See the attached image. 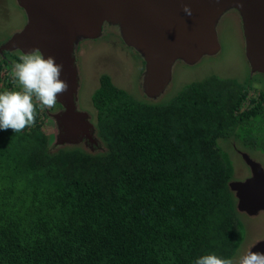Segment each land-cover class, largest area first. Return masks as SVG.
I'll return each mask as SVG.
<instances>
[{"label":"trees","instance_id":"obj_1","mask_svg":"<svg viewBox=\"0 0 264 264\" xmlns=\"http://www.w3.org/2000/svg\"><path fill=\"white\" fill-rule=\"evenodd\" d=\"M21 54L0 52V91L16 90ZM249 90L215 75L160 103L104 73L91 97L98 149L55 144L44 129L52 109L30 129L0 130V264L233 259L249 214L237 207L235 165L219 140L264 124V91Z\"/></svg>","mask_w":264,"mask_h":264},{"label":"water","instance_id":"obj_2","mask_svg":"<svg viewBox=\"0 0 264 264\" xmlns=\"http://www.w3.org/2000/svg\"><path fill=\"white\" fill-rule=\"evenodd\" d=\"M26 13L24 27L0 47L22 53L39 48L45 58L53 56L63 65L61 79L69 89L58 97L63 109L55 113L62 133L57 144H99L95 125L87 111L80 110V77L75 50L80 40L98 38L106 23L117 24L125 44L145 61L143 89L157 99L172 80L178 59L195 63L220 50L217 25L230 9L243 21L246 49L252 70L264 73V0H17ZM187 5L191 16L183 8ZM85 138V140H83ZM252 176L231 181L237 207L249 215L264 211V168L248 153H242ZM264 252V239L250 249Z\"/></svg>","mask_w":264,"mask_h":264},{"label":"rangeland","instance_id":"obj_3","mask_svg":"<svg viewBox=\"0 0 264 264\" xmlns=\"http://www.w3.org/2000/svg\"><path fill=\"white\" fill-rule=\"evenodd\" d=\"M26 19V13L17 0H0V47L15 32L24 27ZM217 33L220 50L215 54L204 55L195 63L178 59L173 65L172 80L166 90L159 98L152 99L143 89L145 61L142 55L122 41L119 25L106 23L100 37L80 40L75 50L80 77L79 109L90 113L91 121L94 123L95 119L92 115H95V109L91 97L104 73L109 74L114 84L127 90L135 98L160 103L171 100L189 83L215 75L224 79L233 78L244 83L250 89L249 97L264 91V73L252 70L246 49L243 21L237 9H230L221 17L217 25ZM248 103L249 101H246L245 106ZM252 126L246 134H241V139L219 140L223 150L234 162L233 180L235 181H242L252 176L251 169L243 158V152L248 153L264 168V124L253 122ZM44 129L55 137L62 133L52 115H49V120L45 118ZM248 136L255 138L251 140V144L243 140ZM55 141L57 144L56 138ZM91 146L98 149L99 145L94 143ZM242 220H244L245 229L241 245L232 259L234 264L257 241L264 239V211L258 215L243 216Z\"/></svg>","mask_w":264,"mask_h":264},{"label":"clouds","instance_id":"obj_4","mask_svg":"<svg viewBox=\"0 0 264 264\" xmlns=\"http://www.w3.org/2000/svg\"><path fill=\"white\" fill-rule=\"evenodd\" d=\"M183 11L192 14L187 5ZM18 59L10 73L16 90L0 91V130L11 129L14 133L34 127L39 111L54 109L58 97L69 89L67 81L61 79L63 65L53 56L45 58L39 48H34ZM194 264H234V261L210 253L198 257ZM236 264H264V252L249 250Z\"/></svg>","mask_w":264,"mask_h":264},{"label":"flooded vegetation","instance_id":"obj_5","mask_svg":"<svg viewBox=\"0 0 264 264\" xmlns=\"http://www.w3.org/2000/svg\"><path fill=\"white\" fill-rule=\"evenodd\" d=\"M26 21H27V19H26ZM18 51H20V50H16V51H12V52H18ZM62 109H63L62 105L59 104V102H58L57 105H56V107H55L54 109H52V111L49 110V114L53 116L55 113H58V112L61 111ZM55 120H56V119H55ZM56 123H57V125H58L57 120H56ZM58 126H59V125H58ZM56 138H57V137H56Z\"/></svg>","mask_w":264,"mask_h":264}]
</instances>
